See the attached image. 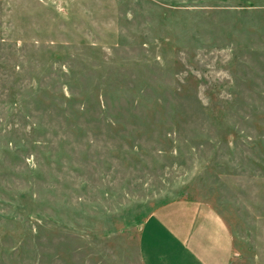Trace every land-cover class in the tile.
Instances as JSON below:
<instances>
[{
    "label": "rangeland",
    "instance_id": "374dc122",
    "mask_svg": "<svg viewBox=\"0 0 264 264\" xmlns=\"http://www.w3.org/2000/svg\"><path fill=\"white\" fill-rule=\"evenodd\" d=\"M180 200L264 264V0H0V264H143Z\"/></svg>",
    "mask_w": 264,
    "mask_h": 264
},
{
    "label": "crops",
    "instance_id": "0c3cea01",
    "mask_svg": "<svg viewBox=\"0 0 264 264\" xmlns=\"http://www.w3.org/2000/svg\"><path fill=\"white\" fill-rule=\"evenodd\" d=\"M140 253L143 264H231L233 239L210 205L180 200L146 221Z\"/></svg>",
    "mask_w": 264,
    "mask_h": 264
}]
</instances>
